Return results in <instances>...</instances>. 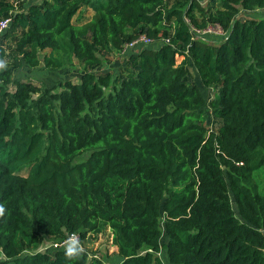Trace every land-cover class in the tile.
Here are the masks:
<instances>
[{
  "label": "trees",
  "instance_id": "1",
  "mask_svg": "<svg viewBox=\"0 0 264 264\" xmlns=\"http://www.w3.org/2000/svg\"><path fill=\"white\" fill-rule=\"evenodd\" d=\"M258 10L264 0H0V264H101L82 244L79 256L36 249L104 226L119 264H264V15L240 16ZM213 25L218 41L194 31ZM141 35L154 42L97 71ZM75 63L78 80L14 78Z\"/></svg>",
  "mask_w": 264,
  "mask_h": 264
},
{
  "label": "rangeland",
  "instance_id": "2",
  "mask_svg": "<svg viewBox=\"0 0 264 264\" xmlns=\"http://www.w3.org/2000/svg\"><path fill=\"white\" fill-rule=\"evenodd\" d=\"M200 3L205 4L206 0H199ZM91 11L87 9L85 12V18L90 16ZM264 12L263 10H258V11H252V12H242L240 13L241 17H260L263 16ZM210 29H215L214 27H211ZM224 34H219L216 32H206L205 34L201 35L202 39L204 40H212V41H218L220 40ZM141 46H149L148 44H138L136 47L133 49H129L130 51H138ZM46 52L43 51L41 52V55ZM128 52V50H127ZM125 54H119L118 52H115L111 56H109L104 63L97 69V71H107L110 70L113 73L117 72L118 66L122 65L125 62ZM182 59L181 56H177V63L180 62ZM76 62V61H75ZM191 72L194 75L195 81L198 84L202 95L206 98L209 95V91L204 88L200 81L199 77L194 69L193 66L190 67ZM81 75V70L78 67V65L75 63L72 66L69 67H64L62 69H47L41 64L38 67L31 68L28 66H23L22 68L15 70L14 71V78H22V79H27L30 81H33L35 83H40L41 81L43 82L44 85L46 86H52L54 84H57L60 80L62 79H73V80H78ZM89 150H84L83 152L79 153L75 157V161H80L85 159L88 154ZM232 201V206L235 210L236 215L237 213V208L236 204L234 202L233 197H231ZM167 237L165 234L162 235L161 241H166ZM57 240H54L53 238L46 237L43 242L40 244V246L36 249V251H51L56 248H65V242L58 243L56 242ZM64 243V244H63ZM82 246L85 247L89 253L90 257H97L101 260V264H119L121 258L117 254L116 246H114L111 243V231L108 226H104L102 231L97 237L94 236H87L81 242ZM161 259L166 262V253L165 250H160L158 253ZM1 256V253H0Z\"/></svg>",
  "mask_w": 264,
  "mask_h": 264
},
{
  "label": "built area",
  "instance_id": "3",
  "mask_svg": "<svg viewBox=\"0 0 264 264\" xmlns=\"http://www.w3.org/2000/svg\"><path fill=\"white\" fill-rule=\"evenodd\" d=\"M10 22V18H4V19H0V34L8 27ZM211 27H214L215 29H210ZM194 31L198 34H205L206 32H216L219 34H223L222 29L220 28V26L217 25H213V26H208L204 29H196L194 28ZM154 40L141 35L138 38L132 40L131 42H128L125 44V46L123 47V49L121 50V54H124L127 52V50L132 49L134 47H136L138 44H150L153 43ZM73 235V234H71ZM76 236V235H75ZM77 237V236H76ZM67 240V239H66ZM66 240L64 242H66Z\"/></svg>",
  "mask_w": 264,
  "mask_h": 264
},
{
  "label": "clouds",
  "instance_id": "4",
  "mask_svg": "<svg viewBox=\"0 0 264 264\" xmlns=\"http://www.w3.org/2000/svg\"><path fill=\"white\" fill-rule=\"evenodd\" d=\"M4 66V62L0 61V67ZM2 211V209H0ZM66 253L69 256H79L84 252L79 239L75 235H69L65 243Z\"/></svg>",
  "mask_w": 264,
  "mask_h": 264
}]
</instances>
